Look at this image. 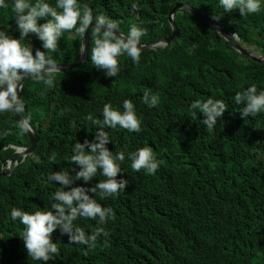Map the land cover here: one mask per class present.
Returning <instances> with one entry per match:
<instances>
[{
	"label": "trees",
	"instance_id": "trees-1",
	"mask_svg": "<svg viewBox=\"0 0 264 264\" xmlns=\"http://www.w3.org/2000/svg\"><path fill=\"white\" fill-rule=\"evenodd\" d=\"M13 2L5 0L8 7L0 8V31L19 38ZM48 2L55 6L56 0ZM182 2L264 55V0L258 13L245 16L238 10L224 13L219 0H78L88 4L94 16L117 22L125 35L133 24L142 28L146 34L141 44L170 35L169 11ZM213 15L222 17L215 21ZM173 19L179 35L165 46L141 50L138 64L120 56L115 77L92 65L91 29L88 58L57 71L54 87L25 78L20 96L37 141L7 177L6 162L16 154L12 145L28 146L29 139L18 134L13 113L0 114V264H44L28 256L20 236L24 226L12 220L11 210H50L60 185L48 176L78 170L67 163L73 145L94 139L97 129L86 116L102 119L105 104L123 112L125 99L133 103L141 131L119 126L104 131L109 150L125 154L118 179L123 175L129 184L118 198L93 197L115 212V219L103 225L109 235L88 249L69 242L57 229L52 239L59 254L47 264H264V111L244 119L243 105L234 99L253 84L264 91V64L238 53L184 9H177ZM80 41L74 30L65 32L57 52L46 55L56 64L75 62ZM21 44L31 46L33 54L36 48L44 50L34 34ZM145 92L158 96L159 103L145 104ZM209 98L228 106L211 130L202 122L203 113L193 115L190 109L194 100ZM141 147L150 148L160 162L153 175L131 168L128 154ZM103 179L98 172L86 185L82 180L75 183L90 187ZM74 225L86 234L97 226L90 219H78Z\"/></svg>",
	"mask_w": 264,
	"mask_h": 264
},
{
	"label": "clouds",
	"instance_id": "clouds-1",
	"mask_svg": "<svg viewBox=\"0 0 264 264\" xmlns=\"http://www.w3.org/2000/svg\"><path fill=\"white\" fill-rule=\"evenodd\" d=\"M219 2L224 13L238 10L241 16H245L261 10V0H219ZM7 7L5 0H0V8ZM132 8L136 9L137 6L133 4ZM12 10L15 13L19 38L0 31V114L14 113L20 117L16 123L19 135L32 131L31 118L24 115L26 106L20 96V92L23 91V81L31 77L46 86H55V73L61 69L46 53L57 52L59 41L65 32L74 30L77 36L84 37L89 28L93 30L95 39L90 49L91 63L96 69L103 70L108 77L118 75L120 56L127 55L135 64L140 62L141 38L146 34L145 31L133 24L125 35L120 32L117 22L102 14L94 16L88 4L81 5L78 0H56L53 6L48 0H35V2L14 0ZM221 17L222 15H213L212 19L219 21ZM40 20L45 22L39 23ZM30 34H34L42 42L44 50L36 48L33 54L31 46H22L21 41ZM238 41L251 50L247 47L249 44L242 42L240 37ZM165 45L160 44L155 47ZM88 50L89 45L88 49L85 46L81 51V55L86 59ZM251 52L264 56L259 51V54L254 50ZM142 99L149 107L159 103L158 96L150 95L148 92L143 94ZM234 99L236 104L243 105L240 114L244 119L249 116L254 118L264 111V91L258 92L254 84L243 92H237ZM227 108L222 100L212 98L206 101L194 100L190 105L193 115L203 113L202 122L210 130L217 124L218 119L223 117ZM123 109L124 111L120 112L110 104H105L102 109V119H95L91 114L86 116L85 119L97 129L94 139H85L82 143L79 141L73 145V155L67 163L78 166V170L75 168L72 171L59 170L48 176L49 181L60 185L54 193L55 202L51 204L50 210L29 213L12 208L10 213L12 220H19L24 226L20 236L32 260L47 264L56 258L59 249L52 239V234L57 229L61 235H67L69 242L85 245L88 249L95 248L101 236L109 235L103 225L109 219H115V212L110 207L102 206L93 197L99 195L101 200L118 198L120 192L127 189L129 182L123 175L118 179V175L123 173L121 164L125 160V154L123 152L114 154L109 150L107 144L110 138L104 129L105 127L115 129L119 126L130 132L141 131V121L134 111L133 103L125 99ZM12 147L16 152V149L26 146L12 145ZM128 158L131 160V168L137 172L143 170L146 174L153 175L160 167V162L148 147H141L129 153ZM50 160L55 163L54 157ZM98 172L105 179L86 187L85 185L91 182ZM81 180L85 185H76L75 182ZM78 219L94 220L97 226L93 232L86 234L82 228L74 225V221ZM104 243L107 246V240Z\"/></svg>",
	"mask_w": 264,
	"mask_h": 264
},
{
	"label": "water",
	"instance_id": "water-1",
	"mask_svg": "<svg viewBox=\"0 0 264 264\" xmlns=\"http://www.w3.org/2000/svg\"><path fill=\"white\" fill-rule=\"evenodd\" d=\"M177 9H184V10L188 11L190 14H192L193 16L202 20L205 24H207L210 28H212L215 32H217L221 37H223L230 44V46L234 50H236L237 52L244 54L245 56H247L251 60L257 61L259 63H264V56L256 55V54L252 53L251 50L244 47L238 41L239 36L237 34H235L233 30H231L229 32L223 30L216 22L208 19L206 16L201 14L197 9H195L193 6H191L187 2L176 3L171 8V10L169 11V15H168L167 20H168L169 25L171 27L170 35L166 38H161L160 40H156V41H153V42H150L147 44H141V50L151 49V48L158 46L160 44H167L171 39H173V37H176L179 35V29L177 28V26L175 25V22L173 20V14ZM90 30H91V28L88 29V31L86 32L84 37H81L79 58L77 59V61L74 63L57 64V65H59V67L61 69L60 71L79 66L80 64H82L85 61L86 57H83L81 55V51H82V48L85 46L88 49ZM15 116H16L17 120H19L20 117L17 115H15ZM26 134H27L28 139H29V145L26 147H23V148L16 149L15 156L11 160H9L8 164H7L8 168H9L8 173H6L7 177L10 176L11 172L13 171L15 166L18 164V158L20 156H25L26 154L31 153L34 149V145L37 141V136L35 135L33 129L31 132L26 133ZM2 175H3V173L0 172V176H2Z\"/></svg>",
	"mask_w": 264,
	"mask_h": 264
},
{
	"label": "rangeland",
	"instance_id": "rangeland-1",
	"mask_svg": "<svg viewBox=\"0 0 264 264\" xmlns=\"http://www.w3.org/2000/svg\"><path fill=\"white\" fill-rule=\"evenodd\" d=\"M244 45L247 46L246 44H244ZM247 47L250 48L251 50H254V52H258L257 49H255L253 45H249ZM258 54H259V52H258Z\"/></svg>",
	"mask_w": 264,
	"mask_h": 264
}]
</instances>
